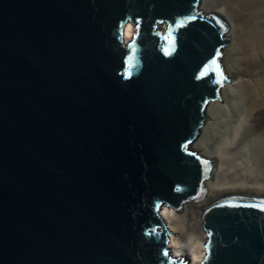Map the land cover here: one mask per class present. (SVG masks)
Returning a JSON list of instances; mask_svg holds the SVG:
<instances>
[{"label":"water","instance_id":"water-1","mask_svg":"<svg viewBox=\"0 0 264 264\" xmlns=\"http://www.w3.org/2000/svg\"><path fill=\"white\" fill-rule=\"evenodd\" d=\"M201 3L0 0V264H189L161 212L206 197L234 42ZM202 221L200 264H264V194Z\"/></svg>","mask_w":264,"mask_h":264},{"label":"bare ground","instance_id":"bare-ground-1","mask_svg":"<svg viewBox=\"0 0 264 264\" xmlns=\"http://www.w3.org/2000/svg\"><path fill=\"white\" fill-rule=\"evenodd\" d=\"M238 3L240 9L242 8L241 13H244L241 21L245 22V24L243 23L244 27L242 25L243 28L240 27V34L236 30L237 26H234V22H232L233 19L231 20L224 7H219L214 3L207 6L204 4V0L201 3V8L207 13L222 14L230 27L227 36H234L233 40L237 41L234 43L236 47L235 45L229 46L221 55V61L225 65L226 75L231 84L224 87L222 101L210 103L209 114L212 118L217 108L219 110L227 106L226 98L228 97L226 96L234 91L233 87L240 81L245 83L243 87L246 89L247 94L251 96L250 100L252 99V102H249L251 105L247 108L242 119L239 118L233 123L231 122V125L229 124V126L225 127L224 133L222 132L224 130L219 132L222 137L217 138L220 139L218 141H216L217 139H207L208 133L217 127L216 123L218 122L214 121H218L217 118L219 116L215 115L214 121L206 123V129L199 134L198 140L190 146L194 152L209 160L212 164L213 179L206 182V197L200 201L187 202L184 204V211L182 212H173L167 206H164L161 212L162 220L168 231L175 235L169 238L173 254L179 258L182 256L188 257L190 260L189 264H200L205 258V244L208 236L203 230L202 213L210 204L239 194H264V172L262 175H257L258 172L255 171V176H252L250 172L253 168L254 159L252 157L254 156H249L250 152L246 154L247 157L239 155L241 152L245 153V149L250 151V149L253 148L254 150L257 147V151L259 150L260 152L258 163L264 170V0H249V2L239 0ZM246 3H248L246 6L250 4L252 8H250V5L245 8L244 4ZM239 21H237L238 24H242ZM135 31L136 28L131 25L126 27V42L132 40ZM233 61L235 63L237 61L239 65L247 69L245 72L249 76H246V78H251L246 79L243 75L240 76L241 70V72L234 73V70H231ZM221 118L220 120H222ZM215 130L217 131V129ZM248 132L252 134L250 135L252 137L248 138V142L244 141L246 143L244 144L242 141ZM206 139L211 142L214 140L210 149H208V144L211 142ZM254 143L259 146L254 145ZM244 153L242 154L245 155ZM253 179L255 180L252 181Z\"/></svg>","mask_w":264,"mask_h":264},{"label":"rangeland","instance_id":"rangeland-1","mask_svg":"<svg viewBox=\"0 0 264 264\" xmlns=\"http://www.w3.org/2000/svg\"><path fill=\"white\" fill-rule=\"evenodd\" d=\"M203 1V0H202ZM211 1V2H210ZM238 1L239 0H204V4H206L207 6L208 5H210L211 3H214V4H216V5H218L219 7H224V10L226 11V13L228 14V16H230V18H231V20H232V22H234L233 24H234V26H237V28H236V30H238L237 32L240 34V32H241V30H240V27H242L244 24H245V22L244 21H241L242 19H243V15H244V13L242 14L241 13V9H240V7H239V3H238ZM245 2L247 1V2H249V0H244ZM210 2V3H209ZM209 3V4H208ZM238 3V4H237ZM253 3L254 4H256L255 3V1H253ZM248 3H246V4H244L245 5V8H248V6L250 5H248V6H246ZM243 6V5H242ZM254 6H256V5H254ZM250 8H252L251 7V5H250ZM237 9V10H236ZM203 10V9H202ZM236 10V11H235ZM204 11V10H203ZM205 13H207L206 11H204ZM249 12H251V11H249ZM207 14H210L209 12L207 13ZM229 14H231V15H229ZM241 21V23L242 24H238V22L237 21ZM239 21V22H240ZM244 23V24H243ZM236 24H238V25H236ZM242 25V26H241ZM244 27V26H243ZM242 27V28H243ZM240 31V32H239ZM229 38H231V39H234V36H231V37H229ZM237 41L236 40H234V42L232 43V46L233 45H235V47H236V44H234V43H236ZM236 53H237V51L235 52V55H236ZM236 64V65H235ZM234 65V66H233ZM234 67V69H233V67ZM240 68V69H239ZM242 68V69H241ZM231 70L234 72V73H238V72H241V74H240V76H242L243 75V77L244 78H246V76H249V74L247 73V72H245L247 69H245L242 65H239V63L236 61V63L233 61V63H232V65H231ZM237 70H239V71H237ZM241 70V71H240ZM247 73V74H246ZM244 74H246V75H244ZM247 78H251V77H247ZM246 78V79H247ZM242 82V83H241ZM243 85H245V83L243 82V81H240L239 83H237L236 84V86L235 87H233V90L234 91H232V93L231 94H229L228 96H226V97H228V98H226V100H227V106L225 107V108H220L219 110H218V108H217V111H218V113H217V111L215 110V113L212 115V118L210 117V119H209V122H213L214 121V118H216V116L215 115H217V117L219 116V118H217V120L218 121H214V122H218V123H216L217 124V127H215V129H217V131L215 130H211L210 131V133H208V135H207V139L209 138H211V139H217V138H221L222 137V135H220L221 133H219V132H221L222 130H224V131H222L223 133L225 132V130H226V126H229V124L231 125V122L233 123L234 121H236L237 119H242L243 118V115H244V113L247 111V108L251 105L250 103L252 102V99L250 100V98H251V96H249L248 94H247V91H245L246 89H244V87H243ZM244 90H243V89ZM235 92V93H234ZM245 94H247L246 96H245ZM230 95H231V97H230ZM250 102V103H249ZM249 104V105H248ZM221 116H222V118H221ZM220 118L222 119V120H220ZM216 120V119H215ZM229 120V121H228ZM228 122V123H227ZM222 123V124H221ZM224 127H223V126ZM224 129H223V128ZM214 135V136H213ZM250 135H252V134H250V132H248L247 134H246V136H244L245 138H244V140L242 141V143H244V144H246L245 142L247 141L248 142V138H250V137H252V136H250ZM220 136V137H219ZM213 137V138H212ZM206 139V140H207ZM246 139V140H245ZM218 140H220V139H217L216 141H218ZM208 141V140H207ZM213 141L214 140H212V142L211 141H208V142H211V143H209L208 144V146H209V148L208 149H210V147L212 146V144H213ZM245 141V142H244ZM207 143V142H206ZM254 145H256V146H259V145H257L256 143H254ZM253 145V146H254ZM242 146H243V144H242ZM241 146V147H242ZM252 146V147H253ZM255 146V147H256ZM254 147V148H255ZM257 148V147H256ZM254 149L253 150V148L252 149H250V151H249V149H248V151L245 149V153L244 152H241V154L239 153V155L241 156V157H245L246 156V154L247 153H249L248 155L250 156V155H252V156H254V157H252L253 159H254V161H253V168H252V170L250 171L251 172V175L252 176H255L256 175V173H255V171H257L258 172V174L257 175H262L263 174V172H264V170H262L263 169V167L262 166H260V164L258 163L259 162V154H260V152H259V150L257 151V149ZM251 150H252V152H251ZM242 153H244L245 155H243ZM239 156V157H240ZM247 157V156H246ZM255 179H253L252 181H254Z\"/></svg>","mask_w":264,"mask_h":264},{"label":"snow or ice","instance_id":"snow-or-ice-1","mask_svg":"<svg viewBox=\"0 0 264 264\" xmlns=\"http://www.w3.org/2000/svg\"><path fill=\"white\" fill-rule=\"evenodd\" d=\"M188 19L191 20V19H194V17H189ZM179 26L180 27H183L184 26V23L183 22H180ZM164 254L167 255V253H164Z\"/></svg>","mask_w":264,"mask_h":264}]
</instances>
